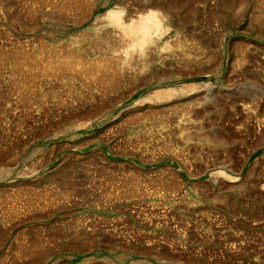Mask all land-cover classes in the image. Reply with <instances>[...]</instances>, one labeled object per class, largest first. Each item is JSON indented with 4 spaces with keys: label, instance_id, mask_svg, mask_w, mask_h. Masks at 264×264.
I'll list each match as a JSON object with an SVG mask.
<instances>
[{
    "label": "rangeland",
    "instance_id": "374dc122",
    "mask_svg": "<svg viewBox=\"0 0 264 264\" xmlns=\"http://www.w3.org/2000/svg\"><path fill=\"white\" fill-rule=\"evenodd\" d=\"M0 264H264V0H0Z\"/></svg>",
    "mask_w": 264,
    "mask_h": 264
},
{
    "label": "bare ground",
    "instance_id": "6f19581e",
    "mask_svg": "<svg viewBox=\"0 0 264 264\" xmlns=\"http://www.w3.org/2000/svg\"><path fill=\"white\" fill-rule=\"evenodd\" d=\"M70 47V46H69ZM56 53V51H54ZM29 55V54H28ZM34 60V59H33Z\"/></svg>",
    "mask_w": 264,
    "mask_h": 264
}]
</instances>
